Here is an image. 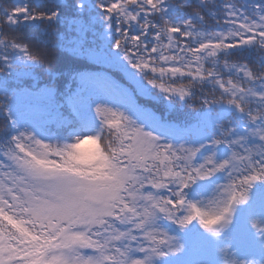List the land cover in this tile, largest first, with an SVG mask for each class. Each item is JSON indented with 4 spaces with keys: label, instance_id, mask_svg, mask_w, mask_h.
<instances>
[{
    "label": "snow or ice",
    "instance_id": "snow-or-ice-1",
    "mask_svg": "<svg viewBox=\"0 0 264 264\" xmlns=\"http://www.w3.org/2000/svg\"><path fill=\"white\" fill-rule=\"evenodd\" d=\"M69 18L127 79L65 118ZM35 72L55 130L15 110ZM0 119V264H264V0H10Z\"/></svg>",
    "mask_w": 264,
    "mask_h": 264
},
{
    "label": "trees",
    "instance_id": "trees-1",
    "mask_svg": "<svg viewBox=\"0 0 264 264\" xmlns=\"http://www.w3.org/2000/svg\"><path fill=\"white\" fill-rule=\"evenodd\" d=\"M69 0H65V3H68ZM241 3L245 0H240ZM10 3V0H0V7H6ZM61 33L65 39L67 45L66 55L69 57L66 64L67 68H71L72 60H78L85 67H81L79 70L84 73H88L91 77V80L86 83L85 89L88 91L85 94H91L94 99H103L107 95V88L101 83L105 78L108 79V76L115 78L120 83L123 81L120 77L127 79L123 72H116V69L112 68L110 65L105 63H97L95 60L90 58L87 54L81 56H72L71 49L73 47H78L83 38H78V32L74 31L73 21L71 18L68 19L66 23L61 24ZM87 43L95 44L96 39L92 34H89L87 37ZM187 81H185L186 83ZM81 81L79 78L73 82L72 78L65 75L60 78V83L57 87V96L55 105L58 106V111L63 115V117L68 118L71 110L68 105L67 97L71 93L75 86L80 84ZM19 85L21 89L20 95L17 97L15 102V110L22 120H28L29 122H40L46 123V125L53 130H55V114L49 115L52 111L48 102L43 97V90L48 86L49 81L46 75H43L39 72H35L29 75L20 76L18 79L14 80V86ZM203 91L208 94L211 91L210 85L197 86V94L199 98V93ZM218 95V92L216 93ZM183 111L187 109L178 108L175 116L178 120L183 119ZM3 127V120L0 119V130ZM223 182V181H222Z\"/></svg>",
    "mask_w": 264,
    "mask_h": 264
},
{
    "label": "rangeland",
    "instance_id": "rangeland-1",
    "mask_svg": "<svg viewBox=\"0 0 264 264\" xmlns=\"http://www.w3.org/2000/svg\"><path fill=\"white\" fill-rule=\"evenodd\" d=\"M115 81V80H114ZM117 82V81H116ZM118 83V82H117Z\"/></svg>",
    "mask_w": 264,
    "mask_h": 264
}]
</instances>
